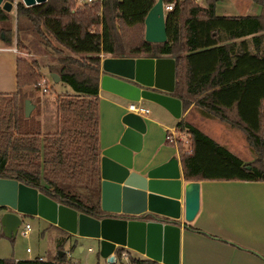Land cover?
Masks as SVG:
<instances>
[{
	"label": "trees",
	"instance_id": "obj_1",
	"mask_svg": "<svg viewBox=\"0 0 264 264\" xmlns=\"http://www.w3.org/2000/svg\"><path fill=\"white\" fill-rule=\"evenodd\" d=\"M157 1L48 0L33 7L19 4L16 18L0 5V40L7 47L31 54V44L53 57L44 67L37 59L19 58L17 92L0 93V179L18 181L94 219L125 217L101 208L99 84L101 55L106 54L175 58L172 96L181 101L182 113L193 107L204 118L243 133L255 154L250 163L182 119L177 133L188 134V143L178 138L167 140V145L178 149L188 182H264V0H249L262 7L260 16H219L216 8L222 0H164L173 10L166 15L168 41L159 44L145 39V19ZM249 36L255 37L233 42ZM252 43L256 53L250 50ZM236 47L240 49L235 53ZM44 71L51 81L58 75V83L74 92L59 94L51 110L38 109L44 120L26 118L30 97L25 89L40 90L43 80L50 87ZM142 217L155 219L152 214ZM50 230L65 234L66 242L73 237L53 224ZM125 252L117 250L120 262ZM128 260L158 264L130 256ZM66 261L64 254L48 261L0 259V264Z\"/></svg>",
	"mask_w": 264,
	"mask_h": 264
},
{
	"label": "water",
	"instance_id": "obj_2",
	"mask_svg": "<svg viewBox=\"0 0 264 264\" xmlns=\"http://www.w3.org/2000/svg\"><path fill=\"white\" fill-rule=\"evenodd\" d=\"M24 1L27 7H33L48 0ZM2 3L4 0H0V5ZM164 5V0H158L145 19V39L149 43L168 41ZM12 8L13 5L8 3L4 10L9 12ZM101 70L102 90L130 103L158 104L175 118L182 117V103L172 96L176 86L175 58L107 57L102 61ZM52 78L55 83L60 81L56 74ZM16 92L17 86L13 84L3 94ZM34 109L31 100H26L25 117L30 118ZM123 123L126 129L119 143L101 153V208L108 214L125 217L94 219L60 205L18 181L0 179V208L8 210L1 218L4 236L8 239L16 237L22 216H37L72 235L94 239L100 248L99 255L109 263H115L120 248L143 251L137 239L144 230L152 233L162 230L167 237L172 231L179 234L180 228L175 224L182 219L193 222L201 208V183L187 182L183 191L177 158L145 174L134 171L135 155L142 152L147 125L144 118L134 112L128 113ZM145 214H152L156 219L160 217L159 220L165 223L141 220L146 218H142Z\"/></svg>",
	"mask_w": 264,
	"mask_h": 264
},
{
	"label": "crops",
	"instance_id": "obj_3",
	"mask_svg": "<svg viewBox=\"0 0 264 264\" xmlns=\"http://www.w3.org/2000/svg\"><path fill=\"white\" fill-rule=\"evenodd\" d=\"M216 11L219 16H260L262 7L248 3L247 0L237 3L222 0L217 4ZM255 36L233 42L239 44L242 40L252 41ZM239 49L236 47L235 53ZM250 50L253 53L257 52L254 43L250 45ZM107 57L113 56L102 54V61ZM18 59L19 57L11 52H0V93H4L5 89L13 84L17 86ZM230 59L236 61L237 57L230 54ZM231 81L237 82L238 79ZM99 98L101 174V153L119 143L126 129L123 119L132 112L130 110L132 103L102 90L100 84ZM137 105L148 109L149 113L142 116L146 122L147 131L143 137L142 152L135 155L134 171L145 174L148 170L177 158L180 162L184 191L185 183L188 181L184 177L178 149L167 145L168 136L178 134L177 126L182 119L205 135L207 132L218 133L220 128L228 125L215 119L204 118L200 111L193 107L177 119L158 104L142 101ZM200 183L201 208L193 222L187 223L182 219L175 224L180 228L179 234L172 231L167 237L162 230H155V233L144 230L137 239L143 251L125 248L124 254L127 257L124 256L121 262L117 258L115 264H127L129 256L155 261L158 264H264V182L260 185L236 186L223 182ZM5 211L6 209L2 210L1 218ZM157 218L160 219V217ZM159 219L141 220L165 223ZM75 238L77 237L72 239Z\"/></svg>",
	"mask_w": 264,
	"mask_h": 264
},
{
	"label": "rangeland",
	"instance_id": "obj_4",
	"mask_svg": "<svg viewBox=\"0 0 264 264\" xmlns=\"http://www.w3.org/2000/svg\"><path fill=\"white\" fill-rule=\"evenodd\" d=\"M201 4H205L206 0H200ZM229 1V0H227ZM233 3L242 2L243 0H230ZM248 3L249 0H247ZM82 2V1H81ZM12 4L9 0L4 1L1 4L2 8H6L7 4ZM17 10L11 9L9 13L13 18H16ZM32 53L25 52L17 53L19 58L37 59L41 66H46L51 63L53 57L51 54L46 53L45 50L35 49L31 45ZM13 48H16L14 45ZM43 48V47H42ZM45 78L50 81V89L47 93L43 91V88L37 90L35 87H28L25 89L31 102L35 105V109L31 114L36 120H44L43 114L38 115V109L47 111V107L54 103L55 98L61 93H73V88L66 83H55L50 80L47 72L44 71ZM3 94V93H2ZM47 104V105H46ZM46 105V107H45ZM53 108V107H52ZM220 128V127H219ZM208 137L215 142L223 146L226 150L234 154L237 158L245 163H250L255 159V154L252 152L246 138L242 132L232 130L230 127H222L216 132H207ZM229 183L233 186L236 185H260L261 182H223ZM219 183V184H223ZM212 184V183H209ZM2 210H0V214ZM26 225L30 226L28 235L25 236ZM3 227L0 217V259H20V260H36L41 259L48 261L50 258H55L61 254L68 256L67 264H115L109 263L108 260L102 258L100 254V248L98 243L94 239L77 238L72 237L65 241V234H58L50 230L49 222L37 216H22V225L18 229L16 237L8 239L3 237ZM64 245L63 250H60V246ZM77 245V247H76ZM81 248L84 250L82 251ZM121 264V263H119ZM129 264V260L127 262Z\"/></svg>",
	"mask_w": 264,
	"mask_h": 264
},
{
	"label": "built area",
	"instance_id": "obj_5",
	"mask_svg": "<svg viewBox=\"0 0 264 264\" xmlns=\"http://www.w3.org/2000/svg\"><path fill=\"white\" fill-rule=\"evenodd\" d=\"M4 1H6V0H4ZM9 1L12 3V5H13V9H15V10H17V7H18L19 4H23L25 7H27L26 4H25V1H24V0H9ZM197 1H200V0H197ZM89 2H92V0H89ZM164 10H165V13L167 14L168 12H170L171 10H173V5H166V4H165V5H164ZM0 52H11V53L16 54V55H17V53H18L17 48L6 47V46L3 44L2 41H0ZM46 85H47V80H43L42 82H40V83L38 84V87L43 88V91H44L45 93H47L48 88H47ZM130 110H131L132 112H134V113H137V114L141 115V116H144V115H146V114L149 113V110H148V109H146V108H144V107H140V106H138L137 103H132V104L130 105ZM178 138H179L180 140H182V141L188 143L189 135L186 134V133H184V134H181V135H179V134H177V135H176V134H171V135L168 136V140H169L170 142H173V141H175V140L178 139ZM29 229H30V226H29V225H26V230H25V232H24V235H25V236L28 235V230H29ZM124 256L127 257L126 254H124Z\"/></svg>",
	"mask_w": 264,
	"mask_h": 264
},
{
	"label": "flooded vegetation",
	"instance_id": "obj_6",
	"mask_svg": "<svg viewBox=\"0 0 264 264\" xmlns=\"http://www.w3.org/2000/svg\"><path fill=\"white\" fill-rule=\"evenodd\" d=\"M6 211H8V210H6ZM115 217V216H114ZM118 218V217H117Z\"/></svg>",
	"mask_w": 264,
	"mask_h": 264
}]
</instances>
